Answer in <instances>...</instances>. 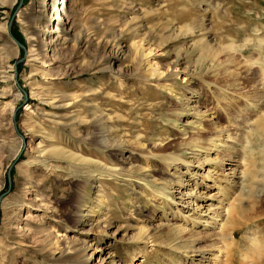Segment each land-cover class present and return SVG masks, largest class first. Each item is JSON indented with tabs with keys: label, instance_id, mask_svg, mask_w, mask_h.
Instances as JSON below:
<instances>
[{
	"label": "rangeland",
	"instance_id": "rangeland-1",
	"mask_svg": "<svg viewBox=\"0 0 264 264\" xmlns=\"http://www.w3.org/2000/svg\"><path fill=\"white\" fill-rule=\"evenodd\" d=\"M77 1L89 28L86 42L64 51L54 48V64L45 66L51 57L45 59L43 68L63 75L40 72L29 78L32 64L26 60L27 40L18 15L29 14L33 2L0 0V26L8 28V33L0 32V264H101L98 253L85 260L80 252H68L66 240L83 227L76 215L86 212L103 217L101 225L120 237L105 236L94 227L86 239L89 247L107 245L106 251L124 263H140L143 257L144 264H183L188 246L182 243L189 234L178 229L194 227L171 214L178 192L193 186L214 194L219 202L212 200L211 208L223 212L229 203L238 205L239 189L231 188L236 193L222 202L213 181L205 180L212 187L203 188L180 173L185 168L170 157L189 154L181 151L184 142L212 119L234 136L244 119L254 118L253 94L264 90V0ZM132 41L143 54L135 53ZM61 92L72 99L60 110L72 119L67 125L44 115L55 111L51 97ZM201 111L210 119L200 120ZM99 112L109 116L107 123L93 120ZM262 132H246L250 147L240 154H246L249 165L237 167L249 169L256 151L259 172L252 195L246 189L242 200L247 215H234V241L243 245L250 234L264 245ZM50 145L62 151L46 162L39 149ZM35 195L47 200L49 213L60 220L52 227L57 248L45 247L39 237L31 247L13 243L19 218L27 212L43 214L22 205ZM222 241L216 240L224 248ZM206 244L213 242L193 245ZM216 248L213 252L220 255ZM210 257L203 264H224V257Z\"/></svg>",
	"mask_w": 264,
	"mask_h": 264
},
{
	"label": "bare ground",
	"instance_id": "bare-ground-1",
	"mask_svg": "<svg viewBox=\"0 0 264 264\" xmlns=\"http://www.w3.org/2000/svg\"><path fill=\"white\" fill-rule=\"evenodd\" d=\"M32 2L34 7L30 8L29 14L23 16L22 11L18 15L22 21L27 40L26 60L28 63L32 64L29 78L34 77L40 72L43 75L47 74L54 78H58L59 75H63L64 73L60 70L49 73L48 70L42 67V65L47 62L45 59L51 57L50 62L45 66L54 64L56 61V55L54 56L55 53L53 54V52H55L54 48L64 51L70 46H75L81 44L82 42H86L89 36V28L81 18V7L78 5L77 0H32ZM2 28L6 33H8L7 25L4 24V26H0V32ZM83 45L84 44L82 43L81 46ZM139 46L140 45L137 43V41H132L130 44V47L134 48L135 53L139 51L143 54V51L139 50ZM146 50L147 49H145V51ZM38 62L41 64L40 66L36 65ZM99 69H107V66L100 67ZM157 69L158 68L155 66L154 70ZM30 81L28 80V83ZM254 92L255 91L251 93ZM31 93L33 96L37 95V98L42 99L43 102L46 101V97L39 95V92L31 91ZM253 95L255 96V103H251V108L253 109V107H255L256 114L254 118L244 119L243 123L239 125V131H237L234 136L230 135L224 126H219L217 122H214L215 120L212 119L213 121L211 120L209 122L210 126L202 127L200 125L198 127L199 129L197 128L196 131L194 130L197 135L193 136L191 140L184 142L181 151L182 153L189 154H184V158L176 156L170 157L171 162H174V164L185 168V171H180V173L187 174L186 176H189L194 181L196 180L195 183L199 181V185H203V188L212 187L211 185L207 186L204 184L205 180L210 179L213 181V187H216L218 192L223 194L222 202L224 199L229 200L236 193V190L233 192L230 191L231 188L236 187L239 189L237 190L239 192L236 194V196L238 195L239 197L238 202H236L238 205L229 203L227 206H223V212L219 211V209L216 210L217 208H211V206H213L212 200H217L219 202V198L214 197V194H205L202 192V190H195L193 186L191 188L189 187L187 192H178L181 193V195L179 196L178 201L173 202L174 209L171 214H175L177 217L180 216L182 218L188 219L195 228V230H193L194 228L186 229L183 226H179L178 230L180 232L186 231L189 234L187 237L189 241L182 243L188 247H185L186 249L184 250V253L181 252L183 253L184 259L180 263L203 264L209 260H212L210 256H215L216 258L222 256L224 257V260L222 261L224 264H264V252L262 251V249L264 250V245L260 244L261 241L257 238V236L253 234H250L249 236L247 235V240L245 243L246 245L241 244L239 241H234L235 238L233 236L234 231L236 233L235 228H237L238 224V221H236L234 217L237 214L241 215L242 217L247 215L248 208L246 205L242 204V200L245 198L244 191H246V189L250 191L248 192L249 195L247 193L248 197L252 195L251 190L255 186V176L259 172L257 170V164H259L260 161H258V159L255 157L256 151L252 154V157L253 155L254 157H250L252 158L250 159L251 167L249 169L246 168L248 170L242 169L239 171L237 169V167L241 164L245 165L247 163L246 154L243 156L240 154V151L242 150L244 153H247V148L250 147V143L246 139V132L257 134L262 132L264 129V90H262V94L259 93L258 95ZM51 99L54 103L52 107L55 109V111L44 114L47 116V119L64 125L70 123V120L72 119L68 120L67 118L69 116L62 115L60 110L69 106V101L72 99L64 92L53 95ZM198 114L201 116L200 120L210 119H208V114H206L205 111H201ZM15 116L16 114L13 110L11 115V122H13V124V119H15ZM108 119L109 116L106 113L99 112L95 113L93 116V120L96 122V124L98 123L100 125L107 123ZM232 121L237 123L234 120ZM192 132L193 130H191V133ZM38 144H40V142ZM116 146H119V144ZM57 150L62 151L61 148L54 145L41 147L39 149L41 152L40 157L43 156L42 160L49 162L51 159L55 158ZM259 151L260 153L258 154L262 156V160L264 161V147L261 148V145H259ZM73 157L79 158L77 154ZM248 165L246 166L249 167ZM189 183L188 185H190ZM35 185L36 184L34 183L30 186ZM184 195H187V198L189 199H185ZM22 205L24 208L37 209L43 214H36L35 212L33 214H28L27 212V215L24 218H19V220L15 219L18 220V226L17 231L15 232V237H13V243L31 247L33 244H35L37 237H39L40 239H38L43 241L45 247L52 245L53 248H57L59 244L56 245L58 243L56 236L58 235L52 230V227L54 223H57L60 220L57 216L49 213V208H51L50 203L40 197L37 198V195H35V197L30 198L29 201ZM192 210V215L185 214V212ZM92 216L93 214H88L87 212L76 215L77 221L79 224L83 225V227L80 229V231H78L79 235L77 234L75 237H68L72 239L70 241L68 239L66 240L67 248L69 249L68 252H80V256L84 257L85 260L93 257L95 253H98L100 256L98 261L101 264H131L128 262L124 263L120 261L119 258L116 259L113 252L106 251L108 250L107 245H96L94 248L89 247L90 244H88V240L86 241V239L88 236H90L89 234L93 233L92 228L94 229V227L96 231H99L105 236L109 235L112 238H116V240L120 239L117 231L114 230L115 232H109L108 228L104 226L105 224L101 225L103 217L101 218L100 216H95V218H93ZM249 218L253 219L254 216H249ZM216 222L218 223L217 227H215ZM84 225L88 226V228L85 229L86 227L84 228ZM201 227L205 228V232H201L199 230ZM216 229H218V231H216ZM252 231H254V229H252ZM218 239H220V242L223 240V245L225 243L224 248L218 245L216 242ZM203 240H211L213 244H206L203 246L193 245ZM186 242H190V244H187ZM10 247L13 248V244ZM214 248H216L220 255L213 252L215 250ZM106 252L107 254L101 257L102 254H105ZM144 263H146V258L142 257L140 263L135 264Z\"/></svg>",
	"mask_w": 264,
	"mask_h": 264
},
{
	"label": "water",
	"instance_id": "water-1",
	"mask_svg": "<svg viewBox=\"0 0 264 264\" xmlns=\"http://www.w3.org/2000/svg\"><path fill=\"white\" fill-rule=\"evenodd\" d=\"M19 6H20V4H19ZM17 42H18V41H17ZM18 43H19L20 46H23L22 43H20V42H18Z\"/></svg>",
	"mask_w": 264,
	"mask_h": 264
}]
</instances>
